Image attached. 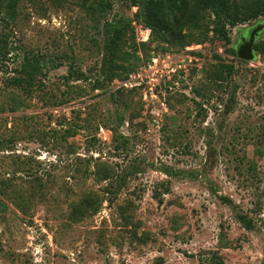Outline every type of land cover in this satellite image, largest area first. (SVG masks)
<instances>
[{
	"label": "rangeland",
	"instance_id": "374dc122",
	"mask_svg": "<svg viewBox=\"0 0 264 264\" xmlns=\"http://www.w3.org/2000/svg\"><path fill=\"white\" fill-rule=\"evenodd\" d=\"M107 1L89 14L83 0H26L0 15V264H263L264 55L235 56L253 22L228 46H168L130 0ZM111 22L132 69L109 81ZM24 55L47 62L32 97L10 85ZM218 62L233 72L204 89Z\"/></svg>",
	"mask_w": 264,
	"mask_h": 264
},
{
	"label": "trees",
	"instance_id": "16d2710c",
	"mask_svg": "<svg viewBox=\"0 0 264 264\" xmlns=\"http://www.w3.org/2000/svg\"><path fill=\"white\" fill-rule=\"evenodd\" d=\"M26 0H0V15L4 20H13L18 5ZM31 1V0H29ZM132 6L137 8L135 17L150 29L152 42L158 41L168 46L180 44L187 47L191 44H201L212 39L228 46L231 43V29L254 22L264 17V0H130ZM81 6L89 14L96 11L103 13L109 9L107 0H83ZM105 39L102 43V74L107 73L108 80L129 72L132 68L126 66V54L123 50L121 29L115 22L107 23L104 29ZM254 50L264 55V40L254 45ZM236 56V52H235ZM137 59V58H136ZM243 62V61H242ZM49 63V62H48ZM50 63H52L50 61ZM47 68L45 60L24 55L18 64L19 76L12 78L10 85L19 89L27 97H32L40 87L42 69ZM234 66L218 62L204 72V89L217 86L223 89L227 82V75L232 73ZM75 80H81L82 74L69 72ZM98 88V85H95ZM198 92V91H197ZM198 95L200 93L198 92ZM208 150L213 154L211 142L207 144ZM164 173L171 175L170 169L164 168ZM111 177L104 176L103 181ZM221 200L228 206H233L229 198ZM96 210H92V214ZM238 221L247 231H252L254 225L251 219L237 216ZM218 264H220L218 262ZM264 264V263H263Z\"/></svg>",
	"mask_w": 264,
	"mask_h": 264
},
{
	"label": "water",
	"instance_id": "95a60500",
	"mask_svg": "<svg viewBox=\"0 0 264 264\" xmlns=\"http://www.w3.org/2000/svg\"><path fill=\"white\" fill-rule=\"evenodd\" d=\"M263 32L264 17L255 20L252 26L246 29V33L239 37V42L235 47L237 59L243 62H251L255 59L254 45L260 40Z\"/></svg>",
	"mask_w": 264,
	"mask_h": 264
},
{
	"label": "flooded vegetation",
	"instance_id": "af4514ba",
	"mask_svg": "<svg viewBox=\"0 0 264 264\" xmlns=\"http://www.w3.org/2000/svg\"><path fill=\"white\" fill-rule=\"evenodd\" d=\"M243 35V34H242Z\"/></svg>",
	"mask_w": 264,
	"mask_h": 264
}]
</instances>
